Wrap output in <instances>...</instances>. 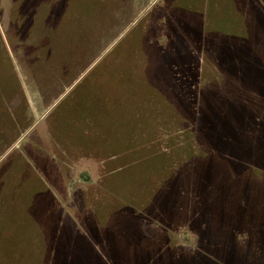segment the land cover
<instances>
[{
  "label": "trees",
  "instance_id": "1",
  "mask_svg": "<svg viewBox=\"0 0 264 264\" xmlns=\"http://www.w3.org/2000/svg\"><path fill=\"white\" fill-rule=\"evenodd\" d=\"M9 1L11 4L12 0ZM50 3L47 0L41 5L48 7L45 17L51 12ZM0 8L4 35L12 34V43L21 54L26 53L29 48L24 49V37L31 33L32 26L25 30L10 8L7 16ZM36 10L37 14L42 12L40 8ZM172 13L188 19L175 20L177 26L169 24L163 32L166 41L173 43V33L180 30L188 38L183 39L191 40L196 50L211 55L221 74L220 81L198 85L201 75L192 53L177 55L172 43L167 50V54L173 55L171 62L162 58L148 60L140 41L149 33L144 31L141 35L140 20L112 48L116 52L115 62L108 79H98L105 85L108 114L114 106L121 107V144L109 133L104 140L105 151L98 142L103 127L98 116L102 114L101 97L93 99L89 95L84 82L89 80L87 75L52 109L54 112L68 101L60 114L76 115V125L85 130L78 145L69 147V154L116 156L125 163L106 179L107 192L122 199V207L111 215L112 226L123 233L121 238L110 235V223L100 225L95 217H89L86 231H77L72 238V251H66L68 239L58 236L59 224L53 212L57 201L36 170L45 174L48 168L34 149H27L32 163L23 155L18 158L21 176H17V184L7 187L6 177H0V264H264V22L259 19L263 33L258 39L254 31L245 36L208 34L202 15L190 11ZM169 14L167 19L174 20ZM43 25L49 28V18ZM161 39L157 38L158 42ZM125 56L136 65L119 66ZM33 66L31 63V71ZM32 73L30 78L42 91V83ZM1 108L27 120L24 132L31 128L29 102L22 90L7 101L0 100ZM184 121L191 127L183 128ZM92 130L97 136L95 143L86 139ZM160 130L181 133L185 139L179 143L176 136L172 137L168 139L171 146L161 150L160 140L154 137ZM113 141L116 147L108 149ZM112 157L107 162L111 168ZM127 158L131 160L128 162ZM136 173L153 185L140 186L139 191L133 186L131 190L126 185L119 188V179L125 175L135 177ZM29 182L33 189L36 187V193L27 214L38 226L45 221L50 226L45 231L29 230L24 217L7 213L17 202L16 193ZM42 194L44 197L40 198ZM43 206L48 212L44 217ZM145 223L159 228L158 233L147 234L143 229ZM182 227L186 235H198L192 251H182L175 244L173 235ZM127 233L135 240L134 251H130L133 260L125 257L128 245L119 243Z\"/></svg>",
  "mask_w": 264,
  "mask_h": 264
},
{
  "label": "rangeland",
  "instance_id": "2",
  "mask_svg": "<svg viewBox=\"0 0 264 264\" xmlns=\"http://www.w3.org/2000/svg\"><path fill=\"white\" fill-rule=\"evenodd\" d=\"M5 1L10 7H6ZM49 1L52 2L49 4L51 12L45 17L48 7L44 5L42 8L41 5L47 0H12L11 4L9 0H0V6L4 9L5 16L10 8V12L12 11L16 15L18 22L25 27V30L26 28L29 30L32 26L31 33H26L27 36L24 37L26 40L24 49L29 48V50L21 54L16 44L12 43V34L4 35L5 31L2 27L4 24L2 25L0 22V100L7 101L13 93L22 90L28 99L29 116L33 121L31 128L24 132L27 125L26 119L20 120L14 116L11 110L0 109V177H6L7 187L13 188L17 184L15 183L17 176L18 178L21 176L18 158L23 155V158L32 163V158L26 150L34 149L36 151L38 157L43 159V163L48 168L45 174H42L37 168L38 166L36 170L46 181L57 201L53 212L56 214V224H59L58 227L56 226L58 236L64 240L68 239L69 244H66V251L70 253L74 244L72 242L74 234L80 230L86 231L89 217H95L100 225L109 226L108 223H110L111 227L108 229H110L111 236L121 238L123 235L118 228L112 226L111 218L112 211L122 207V199L115 195L113 198V195L107 192L108 181L106 179L111 171L121 169L125 163L118 161L116 156L98 158L78 156L77 153L76 155L69 154V147L73 148L78 145L85 130L76 125V115L60 114L61 109L65 104H68V101L54 112L52 109L87 75L86 79L89 80L84 82L88 85L89 95H92L93 99L94 96L101 97L102 114H98V116L103 127L102 135L98 136L101 137V141L98 142L105 151L107 145L104 144V140L109 133L116 143L121 144L120 140L123 134L120 124L121 107L120 105L114 106L110 115L108 114L110 109L104 99L105 85L98 79L104 80L110 76L109 70L115 62L116 53H113L112 48L124 35L141 20L140 22H143L139 26L141 35L144 34V31L149 34L145 40L140 41V48L142 46L141 49H145L148 60L150 58L156 61L162 58V61L171 62L173 55L167 54V50H169L168 44L172 42L166 41L167 36L163 32L169 29V24L177 26L175 20L186 22L188 19L172 12L190 11L202 15L204 30L208 34L245 36L248 32L254 31L259 39L262 32L259 19L264 22V0ZM36 8H40L45 13L40 11L37 14ZM169 12L174 19L172 21L167 19ZM48 18L49 28L43 25V22ZM45 28L46 31H44ZM173 35L176 40L171 45H173L176 54L182 55L189 51L194 57V62L198 63L201 75L198 85L221 80V74L211 55L205 54L203 50H196L191 40L183 39L188 38L180 30L179 33H173ZM1 37L4 43L1 41ZM161 37L162 41L158 42L157 38ZM182 39L183 41H181ZM128 58L125 56L122 61L120 60L119 66L133 67V64L136 65L135 61ZM189 59L190 57L186 62ZM31 63L34 64L32 71ZM184 71L182 73L185 74L186 71ZM30 73L33 76L35 73L37 74L38 81L43 86L42 91L34 84ZM89 98L92 99L91 96ZM90 102L89 104H91ZM19 115H22L21 110ZM25 115L27 117L26 111ZM106 120L110 121V125ZM182 125L185 129L191 127L190 123L185 121ZM175 136L176 142L179 143L185 139L183 134L168 130H160L154 137L160 140L159 149L165 150L167 146H171L168 139ZM96 137V133L92 130L89 135H86L87 142L95 143ZM115 142L111 147L108 146V149L116 147ZM111 157L114 160L113 168L107 163L110 162L108 160H112ZM132 158L136 157L132 156ZM126 160L129 162L131 158ZM35 163L32 164L33 169ZM119 180V188L126 185L129 187L127 190H131V186H133L132 188L139 191L140 186L151 187L153 185L152 182H146L138 177L137 173L135 177L125 175ZM29 186H31V182L27 184V187L23 186L19 189V192L16 193L17 197H15L17 202L8 209L7 213L10 216L15 214V216L24 217L22 220L25 219L24 223L29 230L44 229L45 231L50 227L45 225V221L44 224L39 223V226L42 227L39 228L38 223H35L27 214V208L36 193V187L34 186L33 189V186ZM42 193L44 194L43 191ZM43 194L40 198L44 197ZM46 210L47 208L43 206L41 210L43 217L48 213ZM11 220L9 218V223ZM143 229L149 235L159 231V228L152 223H145ZM184 232L185 227H182L173 235L176 239L175 244L182 251H192L197 243L198 235L190 232L186 235ZM126 235L127 237L121 239L119 243L128 245L125 257H130L133 260L135 257L130 251H134L132 246L135 244V240L132 239V234L127 233ZM207 236L209 235L207 234Z\"/></svg>",
  "mask_w": 264,
  "mask_h": 264
}]
</instances>
